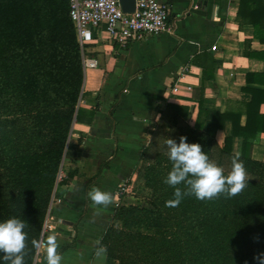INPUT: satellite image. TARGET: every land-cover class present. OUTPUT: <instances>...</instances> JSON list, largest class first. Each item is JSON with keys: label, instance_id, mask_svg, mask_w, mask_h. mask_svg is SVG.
I'll use <instances>...</instances> for the list:
<instances>
[{"label": "trees", "instance_id": "16d2710c", "mask_svg": "<svg viewBox=\"0 0 264 264\" xmlns=\"http://www.w3.org/2000/svg\"><path fill=\"white\" fill-rule=\"evenodd\" d=\"M235 20L240 27L251 26L253 38L264 44V0H238ZM244 56L263 62L261 73L246 74L245 81L263 86L242 89L248 102L214 112L206 126L200 98L191 126L186 106L164 103L139 150L130 186L131 196L142 205L113 208L99 240L107 259L116 264H258L254 257L264 253V162L251 158V148L264 134V51ZM206 61L211 69L212 60ZM203 71L202 80L208 77ZM82 80L66 0H0V222L13 217L25 221L24 264L35 262L56 189L76 175L69 170L63 180L56 179L62 162L80 159L67 145L71 125H89L98 108H77ZM224 121L230 122L231 135L217 143L213 134ZM181 136L200 144L225 174L238 155L249 187L231 199L186 196L178 206H166L175 189L164 183L172 168L165 140L179 143ZM98 177L99 172L86 182L84 195ZM2 257L0 253V264Z\"/></svg>", "mask_w": 264, "mask_h": 264}, {"label": "crops", "instance_id": "0c3cea01", "mask_svg": "<svg viewBox=\"0 0 264 264\" xmlns=\"http://www.w3.org/2000/svg\"><path fill=\"white\" fill-rule=\"evenodd\" d=\"M165 1L170 5L171 33L145 36L120 48L108 42L100 30L88 47L98 65L83 71L77 108H98L89 125L72 123L67 145L80 159L76 164L62 162L61 168L68 165V171L76 170L73 178L90 179L99 172L96 187L102 191H109L129 175L131 186L139 150L147 144L165 102L186 106V122L191 126L200 98L206 126L214 112L223 113L232 103L249 101V94L242 89H263L253 80L245 81L246 74L262 72L263 62L245 57L244 52L264 51V44L253 38L251 26L236 23L238 0ZM212 46L214 50H210ZM207 59L212 60L211 69ZM202 67L208 76L203 80ZM263 112L264 106H260ZM239 123L243 124V117ZM230 135L229 121L213 134L217 143ZM236 147L237 139L233 137L232 153ZM251 158L264 162V134L253 143ZM104 162L107 164L100 168ZM69 181L59 188L65 190ZM84 185L64 191L62 202L51 204V218H58L55 228H66L64 235L57 237V251L66 247L59 253L63 264H99L94 250L107 222L99 228L96 216L88 212L76 225V237L66 235L71 229L70 220L81 206ZM46 247L47 240L34 264H46ZM104 264L116 262L107 259Z\"/></svg>", "mask_w": 264, "mask_h": 264}, {"label": "clouds", "instance_id": "9594fccd", "mask_svg": "<svg viewBox=\"0 0 264 264\" xmlns=\"http://www.w3.org/2000/svg\"><path fill=\"white\" fill-rule=\"evenodd\" d=\"M187 137L181 136L179 143L166 139L168 159L172 168L164 183L174 188V199L166 201V206H178L186 196H194L200 201H212L224 196L231 199L239 195L248 185V173L236 155L231 159V168L225 174L224 168L218 166L202 150L198 143H187ZM185 186L182 190L179 185ZM97 214L108 208L114 200L111 192L92 187L87 192ZM26 223L18 218H9L0 222V253L3 254L4 264H24L25 249L27 248ZM59 245L55 235L47 237L45 254L46 264H63V256L58 253ZM94 258L99 264L107 260V248L99 240L96 241ZM258 264H264V253L254 257Z\"/></svg>", "mask_w": 264, "mask_h": 264}, {"label": "built area", "instance_id": "2783aa9c", "mask_svg": "<svg viewBox=\"0 0 264 264\" xmlns=\"http://www.w3.org/2000/svg\"><path fill=\"white\" fill-rule=\"evenodd\" d=\"M68 18L74 30L79 48L82 71L97 68L98 62L90 56L88 47L94 41V34L102 30L106 40L120 48L145 36L158 37L171 33L168 25L170 5L165 0H133V11L124 13L118 0H66ZM212 46L210 50H214ZM60 170L57 177H59ZM57 179V178H56ZM51 198L48 212L38 242L36 257L43 243V235L49 232Z\"/></svg>", "mask_w": 264, "mask_h": 264}, {"label": "rangeland", "instance_id": "374dc122", "mask_svg": "<svg viewBox=\"0 0 264 264\" xmlns=\"http://www.w3.org/2000/svg\"><path fill=\"white\" fill-rule=\"evenodd\" d=\"M73 146V145H72ZM106 162V161H105ZM102 163L101 167L102 168L105 164L107 163ZM68 171V165H65L63 168H60V173H59V177H57V181H61L64 179V175L65 173ZM131 175H129L126 178H123L122 180H118L109 191L106 192H111L113 194L114 200L113 203L106 209H102L99 214H97L96 209L93 207L92 202L90 201V199L87 197V193L86 195H84V193H81V206L80 208H78L77 214L75 215L74 219H71L70 222V226L71 229H69L70 231H66V235H70L69 237H76V234L78 233L76 230V225L79 223L80 219H82L83 217H85L87 215L88 212H92L96 217L97 221V225L99 228H102L105 226V223H108V219L110 218V216L108 217L107 220H105V217L108 213H110V211L113 210V208L117 205V204H124V205H128V204H138V205H142L141 202L135 200L131 194H130V178ZM89 178H81L80 176H77L76 178L71 179V181H69V186L64 190L61 188H57L56 189V195L57 198L53 199V204H57L58 200H61L64 198V191H67L68 189L70 191H72L74 188H76L77 184L79 185H84L86 184L87 180ZM97 181L93 180L91 183H89V188L88 191L91 190L92 187H96ZM71 185V186H70ZM112 213V212H111ZM50 216H52V212L50 213ZM58 218H51L49 220V232L44 233L43 237V243L45 244L47 237L49 235H55L56 237L60 236V235H64L63 233H65L66 228L65 227H58L55 228V224H56V220ZM69 221V220H67ZM105 221V222H104ZM45 246H41L40 251L43 250ZM40 253V252H39Z\"/></svg>", "mask_w": 264, "mask_h": 264}, {"label": "water", "instance_id": "95a60500", "mask_svg": "<svg viewBox=\"0 0 264 264\" xmlns=\"http://www.w3.org/2000/svg\"><path fill=\"white\" fill-rule=\"evenodd\" d=\"M118 1H119V5L121 7V10L124 13H130V12L133 11V0H118ZM40 241H41V236H40V239H39V245H40Z\"/></svg>", "mask_w": 264, "mask_h": 264}]
</instances>
